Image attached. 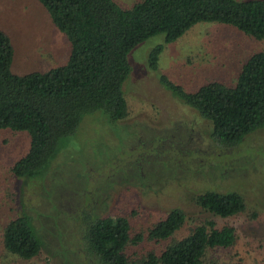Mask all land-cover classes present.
<instances>
[{"label": "rangeland", "instance_id": "1", "mask_svg": "<svg viewBox=\"0 0 264 264\" xmlns=\"http://www.w3.org/2000/svg\"><path fill=\"white\" fill-rule=\"evenodd\" d=\"M128 8L139 0H115ZM0 28L11 38V69L17 74L47 71L65 63L67 36L38 0H0ZM163 45L156 70L150 53ZM264 51L256 39L219 22H198L173 42L156 34L127 55L130 72L122 84L128 116L112 120L95 111L74 133L61 138L47 169L33 177L12 175L11 166L29 148L23 130L0 129V264H96L81 241L94 217L124 215L130 221L126 253L132 262L159 253L207 218L193 196L208 189L237 191L248 207L217 220L236 229L233 245L213 249L207 260L221 264L264 262V126L234 147L211 145L210 123L159 83L164 74L186 91L210 80L236 81L243 63ZM181 208L183 226L164 240L148 230L172 208ZM26 209L42 240L40 252L24 259L3 245L7 222Z\"/></svg>", "mask_w": 264, "mask_h": 264}, {"label": "trees", "instance_id": "2", "mask_svg": "<svg viewBox=\"0 0 264 264\" xmlns=\"http://www.w3.org/2000/svg\"><path fill=\"white\" fill-rule=\"evenodd\" d=\"M70 43L65 63L47 71L17 74L11 65L14 48L0 28V129L26 131L29 148L10 168L16 177L44 172L56 156L61 138L75 132L82 117L95 111L112 120L128 116L122 84L130 72L127 55L156 34L170 43L198 22L228 24L256 39H264V0H139L128 8L115 0H38ZM163 45L150 53L156 70ZM159 83L183 104L209 121L210 143L222 148L241 144L264 126V51L253 53L229 84L217 79L186 91L160 75ZM194 203L213 218L195 225L184 237L159 253L130 261L126 248L133 241L124 215L94 217L85 224L81 241L96 264H221L207 260L213 249L234 244L236 229L218 225L245 211L247 200L237 191L205 190ZM6 223L3 245L24 259L36 256L43 240L26 209ZM186 214L172 208L148 230V237L164 240L184 224ZM217 219V220H216ZM264 264V262L259 263Z\"/></svg>", "mask_w": 264, "mask_h": 264}]
</instances>
